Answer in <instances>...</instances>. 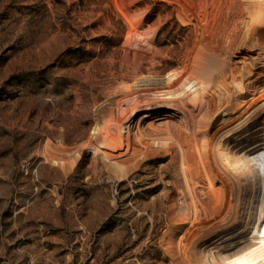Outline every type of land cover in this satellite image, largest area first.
I'll return each mask as SVG.
<instances>
[{"label": "rangeland", "instance_id": "obj_1", "mask_svg": "<svg viewBox=\"0 0 264 264\" xmlns=\"http://www.w3.org/2000/svg\"><path fill=\"white\" fill-rule=\"evenodd\" d=\"M183 17L165 0H0V264H191L221 183L188 162L208 119L179 76L204 45ZM45 142L81 147L71 172L44 160Z\"/></svg>", "mask_w": 264, "mask_h": 264}, {"label": "bare ground", "instance_id": "obj_2", "mask_svg": "<svg viewBox=\"0 0 264 264\" xmlns=\"http://www.w3.org/2000/svg\"><path fill=\"white\" fill-rule=\"evenodd\" d=\"M165 1L181 7L187 24L196 21L202 27L204 45L190 56L194 66L179 75L186 94L208 119L196 127L190 144L195 152L188 162L199 165L198 176L208 172L221 183L209 190L214 207L206 208L201 229L186 245L191 264H264V116L254 112L264 101V79L253 71L255 60L264 61V0ZM224 4L231 13H224ZM255 26L260 27L256 34ZM240 52L257 57L250 63H231ZM99 147L114 179L128 178L132 170L126 160L114 158L102 140ZM39 153L69 173L80 159L81 147L69 153L45 142ZM174 216L171 239L178 225Z\"/></svg>", "mask_w": 264, "mask_h": 264}]
</instances>
